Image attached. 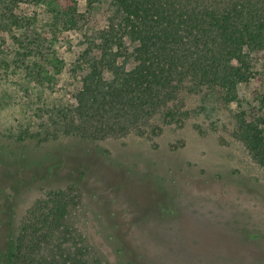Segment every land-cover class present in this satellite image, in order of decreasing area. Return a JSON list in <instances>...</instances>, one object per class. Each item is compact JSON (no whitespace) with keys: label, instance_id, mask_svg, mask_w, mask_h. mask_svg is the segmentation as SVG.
Segmentation results:
<instances>
[{"label":"rangeland","instance_id":"obj_1","mask_svg":"<svg viewBox=\"0 0 264 264\" xmlns=\"http://www.w3.org/2000/svg\"><path fill=\"white\" fill-rule=\"evenodd\" d=\"M4 2L19 23L0 20V244L42 190L72 186L79 199L42 259L67 250L99 264H264V166L233 135L236 103L202 109L184 93L190 115L153 119L155 137L36 135L38 108L72 91L67 70L83 34L106 30L118 9L112 0H0V11ZM35 35L40 50L28 44ZM252 58L253 77L239 86L248 119L264 114V50Z\"/></svg>","mask_w":264,"mask_h":264},{"label":"trees","instance_id":"obj_2","mask_svg":"<svg viewBox=\"0 0 264 264\" xmlns=\"http://www.w3.org/2000/svg\"><path fill=\"white\" fill-rule=\"evenodd\" d=\"M112 3L118 19L106 30L83 34L85 45L74 51L67 70L72 91L38 108L36 135L89 141L131 132L155 137L160 126L151 125L153 119L182 124L190 115L182 109V94L188 93L198 95L202 109L204 103L227 107L235 102L233 135L264 166V114L248 119L249 102L239 94V86L254 74L252 54L264 50V0ZM8 6V2L2 5L0 20L16 26L19 21ZM66 12L77 16L75 6ZM28 44L42 47L36 35ZM17 46L27 47L22 41ZM95 49L97 56L92 55ZM29 74L41 77L35 67ZM78 199L72 186L42 190L18 225L8 223L0 264H99L96 259H83L82 251L60 250L46 261L39 257L42 245L63 225Z\"/></svg>","mask_w":264,"mask_h":264}]
</instances>
